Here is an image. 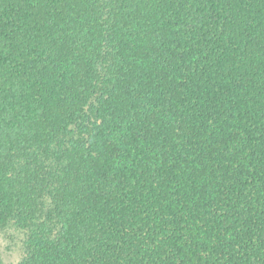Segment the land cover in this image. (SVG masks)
Wrapping results in <instances>:
<instances>
[{
	"label": "trees",
	"instance_id": "1",
	"mask_svg": "<svg viewBox=\"0 0 264 264\" xmlns=\"http://www.w3.org/2000/svg\"><path fill=\"white\" fill-rule=\"evenodd\" d=\"M18 264H264V0H0V230Z\"/></svg>",
	"mask_w": 264,
	"mask_h": 264
},
{
	"label": "rangeland",
	"instance_id": "2",
	"mask_svg": "<svg viewBox=\"0 0 264 264\" xmlns=\"http://www.w3.org/2000/svg\"><path fill=\"white\" fill-rule=\"evenodd\" d=\"M25 231L10 222L0 230V264H18L23 252Z\"/></svg>",
	"mask_w": 264,
	"mask_h": 264
}]
</instances>
